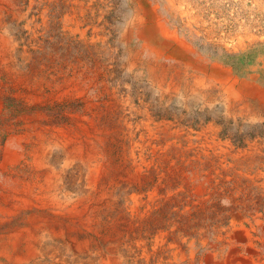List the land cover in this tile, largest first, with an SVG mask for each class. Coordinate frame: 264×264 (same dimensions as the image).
I'll return each mask as SVG.
<instances>
[{
    "label": "bare ground",
    "instance_id": "6f19581e",
    "mask_svg": "<svg viewBox=\"0 0 264 264\" xmlns=\"http://www.w3.org/2000/svg\"><path fill=\"white\" fill-rule=\"evenodd\" d=\"M59 1L30 0L29 7L44 5L45 26ZM193 1L126 0L131 11L117 39L122 67L141 68L161 101L190 95L212 112L221 108L228 118L261 126L264 37L246 24L264 7H242L248 16L240 20L234 11L212 8L211 0ZM63 3V31L79 33L85 44L108 41L107 66L114 67L111 28L100 25L111 4ZM13 4L0 0V67L6 73L13 69L15 45L4 14ZM39 26L30 23L29 30ZM76 71L62 74L63 93L104 97L115 126L93 131L80 123L79 132H26V145L7 132L0 148V264H264V205L239 202V190L226 191L230 183L238 189L245 184L246 192L264 197V137L236 146L221 137L215 119L185 125L167 109L156 114L152 102L108 69L103 75L111 80L101 90L93 74ZM117 137L121 149L113 156L106 144ZM216 203L221 210L213 216Z\"/></svg>",
    "mask_w": 264,
    "mask_h": 264
},
{
    "label": "rangeland",
    "instance_id": "374dc122",
    "mask_svg": "<svg viewBox=\"0 0 264 264\" xmlns=\"http://www.w3.org/2000/svg\"><path fill=\"white\" fill-rule=\"evenodd\" d=\"M29 2L30 0H14L13 7L8 9L4 14V22L8 27V34L14 40L15 51H13V62L11 65L13 69L11 73H6L5 70L0 67V148H3L9 139V135L7 134V132H10V136L16 139L15 141L22 143V145H26V132H53L59 128L63 132H79L78 126H80V123H84L89 127L91 125L90 129L93 131L94 129L101 130L103 128L107 129L115 126V122L111 118V120L107 118L109 117V111H105L106 108L103 104V101L105 100L104 97L101 98L100 96L94 99H86L76 96L75 92L69 93L68 96L67 94L63 93V90H65V86L59 85V81L62 83V74L64 73V71L68 70H70L69 75H71L73 71H75V74L78 73V71L76 70H82L84 74H93V76L96 77L95 81L97 82V85L101 90L102 88H104L105 82L111 80L109 77L104 78L103 75V70L107 71L108 69V73L114 72L113 79L119 81L122 86L124 85L128 86L129 88L131 87L130 90L131 92H133V94H142L146 101L152 102V109L156 114L160 115L161 111L167 109L170 112V116L176 115L175 117L180 118L183 124L193 126L202 121L215 119L217 125L220 126L221 129V137H229L232 143L236 146L241 145V141L249 137H264V124H262L261 126L251 125L243 121V119L241 118H228L224 115V112L221 108H215V112H212L208 109V107H205L201 103L199 104L197 100H192L193 98H191L190 95H183L184 98L182 99L171 97L172 99L170 98L169 102H165L163 100L161 101L151 90L149 83L150 81L148 80L145 72L141 70V68H126L127 70L123 68L122 66L124 65L121 61V57L123 59V55H121L122 49L121 46L117 44V39L119 37V28L121 27L124 18L131 11V7L126 3V0H102V3L105 4L106 2H109L112 7L107 15L108 17H105V20L100 23V25L106 26V30L108 27L111 28L110 42L112 43L114 41L113 47H116L115 52L117 53L115 57L116 61L114 60V62L111 63L114 66L112 68L107 66L110 65V63L108 64L109 56L107 53L108 41L106 44H101L99 42H91L85 44L79 33L71 37L63 31V28H61L62 24L58 22L60 14L66 8L63 0H60L59 3H54V5L51 6L49 10L48 24L50 23L52 26L48 24L42 26V17L40 16V13L42 10V6L44 5L36 4L32 8H30ZM194 2L196 1H193V3ZM210 2L212 3V8H218L224 12L234 11L235 17L240 20H244L248 16L246 12H241L242 7L248 8L250 5H260L264 7V0H211ZM222 3H224L225 6H222ZM225 7L227 9H225ZM63 14L64 13H62V15ZM241 15H243L244 17ZM250 16H254L255 19L254 22H247V29L250 32L257 30L258 33H255L256 36L260 38L264 37V14L262 13L260 15V13H252L250 14ZM30 23H32V25L34 23L40 26L36 29L35 32H32L31 29L29 30ZM9 24L12 26H10ZM237 29V26L234 27L231 33H235ZM130 47L131 49H133L134 44L132 43ZM26 54L28 55L26 56ZM76 63H78V65ZM54 85L56 86L54 87ZM47 93L48 95H46ZM2 95L5 97H3ZM59 95H61L62 97L60 98ZM33 97H35V99ZM51 98L53 99V101ZM135 99L136 103H138V97H135ZM8 129L11 131H9ZM107 146L109 147V149L111 148L110 150L112 152V155L116 156L121 149L120 138L117 137L116 139L114 138L113 140L109 141L106 144V147ZM113 146L115 147V149ZM115 161H117L116 158ZM18 168L16 166L15 170H18ZM176 175L177 174H174V176ZM230 186V188L226 186V188L228 187V190L226 191L229 192L230 190V192H235L239 190V196L237 197L239 202L255 201L257 204L264 205V197H260V195L257 193L252 194L251 192H246L245 184L244 187L240 186L239 189L238 185L234 183H230ZM211 210L212 214H214L213 216H215L216 213L221 210L220 203L214 204Z\"/></svg>",
    "mask_w": 264,
    "mask_h": 264
}]
</instances>
